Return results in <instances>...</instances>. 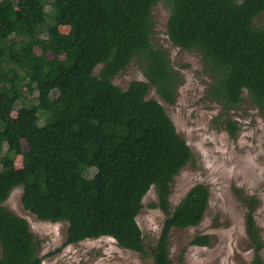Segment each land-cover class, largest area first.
<instances>
[{
	"label": "trees",
	"instance_id": "obj_1",
	"mask_svg": "<svg viewBox=\"0 0 264 264\" xmlns=\"http://www.w3.org/2000/svg\"><path fill=\"white\" fill-rule=\"evenodd\" d=\"M160 2L170 7L171 42L201 54L211 78L207 95L221 104L229 132L238 130L229 112L245 91L264 111V26L255 21L264 0H0V149L6 144L24 157L21 169L1 159L0 264L43 260L28 220L4 205L17 187L26 210L44 221L68 223L64 245L108 236L143 256L149 252L137 216L154 187V206L167 218L149 250L153 264H173V228L203 220L207 185L197 184L171 205L172 183L193 151L162 103L147 97L153 87L174 104L183 82L168 50L152 40L153 8ZM64 26L70 28L67 35ZM37 47L51 56L37 53ZM133 60L146 79L123 89L112 78ZM25 85L37 93L36 103H25ZM90 168L96 172L89 175ZM241 200L248 209L253 264H264L256 201ZM210 243L209 234L191 241Z\"/></svg>",
	"mask_w": 264,
	"mask_h": 264
},
{
	"label": "rangeland",
	"instance_id": "obj_2",
	"mask_svg": "<svg viewBox=\"0 0 264 264\" xmlns=\"http://www.w3.org/2000/svg\"><path fill=\"white\" fill-rule=\"evenodd\" d=\"M51 11V6H47ZM155 31L153 43L168 50L173 67L182 76L183 82L177 89L174 104L164 101L151 87L148 98L159 100L174 121L179 134L193 151V158L175 176L172 183L170 202L175 207L197 184L209 189V202L205 216L198 226L173 228L170 232V257L173 264H253L255 251L246 228L248 209L242 198L252 197L256 201L253 212L258 231L264 243V111L254 105L247 91L239 107L229 112L237 122L238 130L232 135L227 129V119L222 106L207 95L211 82L204 70L202 56L197 51L183 50L175 46L167 33L170 7L160 2L153 8ZM48 21H52L48 17ZM256 23L264 26V12ZM64 35L70 28H61ZM1 40V37H0ZM35 51L50 57L46 49ZM102 65L95 69L98 74ZM143 70L133 60L123 71L112 78L114 84L126 89L133 80H145ZM25 103H36V92L29 93L24 86ZM56 98V93L54 94ZM57 102V99L55 100ZM17 108L11 116H18ZM3 124L0 123V127ZM23 149H28L23 140ZM9 158L17 169L23 167L22 153L12 151L6 144L0 149L1 159ZM96 172L89 169V175ZM23 190H13L4 205L28 220L37 240L40 242L42 264H153L150 248L158 240L167 214L158 205L155 188L146 194L144 207L137 221L144 234L148 256L118 245L108 236L86 239L64 245L67 237V222H51L39 219L26 210L22 203ZM198 234H209L211 243L200 246L191 244ZM264 255V247L262 249Z\"/></svg>",
	"mask_w": 264,
	"mask_h": 264
}]
</instances>
